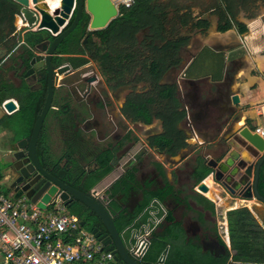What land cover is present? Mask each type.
Here are the masks:
<instances>
[{"label":"flooded vegetation","instance_id":"af4514ba","mask_svg":"<svg viewBox=\"0 0 264 264\" xmlns=\"http://www.w3.org/2000/svg\"><path fill=\"white\" fill-rule=\"evenodd\" d=\"M77 12L78 7L75 5L64 29L73 23ZM86 14L89 15L84 7L78 26L82 24ZM90 23L91 16L88 27L79 30L80 34L78 36L81 37L79 43L74 42L76 35L73 39H68L70 35L65 39L67 40L65 46L70 53L61 56L83 64L75 67L70 61H67L57 68L55 59L58 49L51 58V64L56 74L53 107L46 118L47 121L49 119L51 125L50 154L56 162L58 158L68 154L72 156L73 164L66 165L68 164V159H64L58 164L51 165L47 163V165H43L39 158L37 146V155L41 165L50 175L59 177L65 184L72 186L74 189L84 193H94V196L111 211L117 207L118 209L115 212L117 217L121 214L125 218L134 216L144 200L145 192H165L168 188H172L173 194L168 196L165 202H161L166 206L168 215H172L175 223H181L185 233L184 243L197 246L204 255H212L217 258L226 256L227 249L221 241L222 237L219 232V226H217L215 213L206 209L204 205L197 201V198L202 196L200 194H205L195 190V180L200 176L198 170L202 168L201 164L196 159H190V156L186 154V157L180 161L181 165L177 167L179 163L176 162L175 156H172L168 151H159L153 145L155 140L163 133V130L162 132L159 130L160 120L155 119L150 124H155V126L144 130L143 126H146V124L132 122L124 115V110L129 106V100L134 95H143L146 98L147 94L153 90L150 85V79L144 75L143 69V62L150 55L146 47H151L154 44L162 48L163 42L157 39L150 27L142 29L137 34V45L140 52L134 55V60L139 61L138 66L132 72L105 76L101 70L100 63L94 60L90 54V47L94 46L95 43H101L100 38L96 35H90V32H94L89 29ZM22 24L24 23L21 22ZM83 26H85L84 22ZM40 31L34 30V32ZM141 35L143 38L139 39ZM55 38L48 31L44 34L42 42L29 47L28 54L32 56L31 60H28L27 54L18 51V48L16 49L17 51L15 50L7 55L8 59L11 55L19 53L28 61L30 74L27 77L29 78L30 96L37 91L44 90L45 84L47 98L48 70L45 64L47 52L42 51V49L51 45ZM3 64L0 65L1 69L4 68H2ZM10 66L11 64L5 66V69H9ZM64 67H67V69L58 74V70ZM22 70L27 71V68L23 67ZM43 70H46V72L44 73ZM177 70L178 67H173L166 75L169 73L175 75ZM19 76H17L15 71L12 76H9L10 80L4 79V82L5 84L16 85L13 83L16 80L19 85ZM164 78L165 75L162 77L160 85H163ZM0 107H2V103H0ZM4 114L3 116L11 115ZM229 134L231 133L228 132L226 134L228 138ZM22 139H29V137ZM102 139H106V142L108 141L109 143L103 146L102 151L111 149L114 153L116 160L114 162V170L111 173L117 176L112 183L103 189L105 191L98 195V185L101 182L89 192L83 189V183L86 177L85 174L97 165V157L102 153L98 150L101 147L99 141ZM12 140L10 137L6 146L0 150L2 187L3 191L8 195L13 194V190L19 185L14 186L21 178V171L29 165V163L25 162L26 157L20 160L15 157L19 151L17 143L21 139L17 142ZM90 156H93L92 160L89 159ZM249 157H251L250 163H254V168L251 170V175L247 178L251 180L252 193L255 194V167L261 156L254 158L249 154ZM128 173L135 174L136 183L129 184L122 192L112 197L111 189ZM169 174L171 179L168 177ZM37 175L38 173H33L32 177L35 178ZM207 178L209 176L204 180ZM263 178L264 163L258 178V192L262 197L264 196L260 193L259 188L264 180ZM213 183L218 194L214 192L212 201L213 199L215 201L227 199L235 203L236 200L244 199L246 190L242 187L236 189L234 186H230V189H227L221 183H215L214 181ZM69 201H71L70 205L66 209H80L84 215H87V210L81 208L80 202L72 198ZM87 224L91 228H97L102 235H106V238H109L104 226H99L92 220L87 222ZM222 232H224V229L221 230Z\"/></svg>","mask_w":264,"mask_h":264},{"label":"trees","instance_id":"16d2710c","mask_svg":"<svg viewBox=\"0 0 264 264\" xmlns=\"http://www.w3.org/2000/svg\"><path fill=\"white\" fill-rule=\"evenodd\" d=\"M258 1L260 0H216L211 10L218 18V30L226 32L236 26L241 33L247 32L245 26L237 24V13L240 10H249L253 12V18L257 17ZM261 1L264 3V0ZM170 7H172L173 12L175 11L176 22H172L170 16L173 12L169 10ZM181 10L174 2L172 4V2L162 3L160 0H134V3L129 7L120 5L119 16L106 29L90 32L91 36L96 35L101 40V43H95L94 46L90 47V54L94 60L100 63L105 76L132 72L138 66L139 61L134 60V55L140 52L137 45V34L142 29L150 27L157 39L163 42L162 48L154 44L151 47H146L150 55L144 60L143 69L144 75L150 79L153 90L147 94L146 98L143 95H134L129 100V106L124 110V115L132 122H142L146 125L152 124L155 119L160 120L163 133L153 145L159 151H168L172 156H177L182 149L187 147V138L183 131L178 128L179 124L185 120L186 112L177 96L176 87L163 86L159 83L171 68L179 66L181 49L190 40V36L174 37L173 31L177 27V22L183 28L189 25L191 30L197 29L201 32L207 31L211 25L208 19L203 18H197L196 21L189 24V20L192 18L191 14L186 12L180 14L179 11ZM19 15H21V6L15 0H0V49L4 50L7 56L18 48V51L27 54L28 60H31L32 56L28 54L29 47L42 42L44 34L48 31L34 32L28 28L17 31L15 22ZM89 21L90 16L86 14L82 24L70 34L68 39H73L76 35L74 42L79 43L81 40V37L78 36L79 30L87 28ZM83 22L85 26H83ZM47 34L49 35V33ZM66 41L57 50L56 67H61L67 61H70L75 67L80 66L83 64L82 62L61 57L63 54L70 53L65 46ZM43 72L45 73L46 70ZM4 85H2L4 88L0 87V103L9 97L17 98L23 89L18 90ZM18 98L19 111L4 119L2 125L4 128L15 130L18 126L14 127V124H22V128L20 127L18 131H15L16 133L24 131L25 134L23 136L18 134V139H13V142H17L20 137L31 135L34 124L45 104L46 86L44 84V90L37 91L31 96L29 90H26V93ZM50 149V123L48 119L44 123L38 142L40 160L43 165H47V163L58 164L64 159H68L66 165L73 164V158L68 154L61 156L56 162L50 154ZM102 150L103 147L100 150L102 153L97 157V165L85 174L83 189L86 192L94 189L114 170L116 159L113 151L111 149ZM210 173L211 171L205 168L197 178L196 184L202 182ZM132 183H136L135 174H126L111 189L112 197ZM259 191L264 196V180L260 184ZM172 194V188H168L165 192H145L144 200L135 215L137 216L142 212L153 199L157 198L165 202L166 198ZM197 201L215 213V207L211 201L203 196L197 198ZM80 206L87 210V215H84L80 209L67 208V210L72 211L71 215H78L86 223L92 220L102 226L101 221L95 215L91 214L82 204ZM117 209L116 207L115 210L109 209V211L114 216L119 233H122L132 224L136 216L125 218L121 214L117 217L115 215ZM226 217L233 255L223 239L221 241L227 249V255L221 258L204 255L197 246L187 245L184 243L185 233L181 223H175L174 218L169 214L165 225L153 236L152 248L145 263L156 264L161 255L168 248L173 247V251L169 252L168 259L164 264H230V260L236 264H264V226L259 223L252 211L247 207H241L228 211Z\"/></svg>","mask_w":264,"mask_h":264},{"label":"water","instance_id":"95a60500","mask_svg":"<svg viewBox=\"0 0 264 264\" xmlns=\"http://www.w3.org/2000/svg\"><path fill=\"white\" fill-rule=\"evenodd\" d=\"M15 1L21 6V13L25 19V23L21 28L33 29L32 31L48 30L56 38L51 45L42 49V51L47 52L45 61L48 70L47 98L42 112L34 124L29 139H21L17 143L19 151L15 155L16 159L20 160L26 157L25 162L29 163V165L21 171V178L14 186L19 185L13 190L12 196L15 200L26 197L41 210H47L48 205H55L56 201H62L65 207H68L71 202L69 201L70 198L77 200L101 221L102 226H104L109 236V238H106V235H102L97 228L90 227L96 238L103 240L106 246L112 245L109 247V250L113 251L116 257L121 258L125 263L140 264L135 262L126 251L115 224L114 216L110 213L107 206L95 197L94 193L90 194L76 190L72 186L65 184L59 177L50 175L41 165L37 155L40 135L45 120L53 107L56 73L51 64L52 55L63 41L77 28L84 7L86 12L91 16L89 29L91 31H98L106 29L119 16L118 2L117 0H61L58 7L53 10L47 0ZM75 5L78 7L77 15L73 23L64 29ZM260 13V11H257V14ZM258 19L263 24L262 38L264 42V13ZM66 69L67 67L59 69L58 74H61ZM188 82L192 84L194 81ZM228 87L222 97V100L225 102L223 104L228 106V113H226L228 118L224 119L225 114H220L212 122L215 123L217 134H221L223 129H226V133L230 132L231 134H229V138L224 137L225 135L221 137L222 141L216 144L217 151L212 158L206 159L205 156H202V158L206 167L211 171L209 176L215 183H221L227 189H230V186H234L236 189L242 187L246 190L243 200H255V202L264 207V197L258 192L259 173L264 163V136L259 134L255 128L248 125L235 130L236 125L241 120V116L238 114L236 108L239 104V97L232 93L231 85ZM199 107L205 108L209 112L210 102L201 101ZM2 108L9 113L18 111V106L12 99L6 100ZM198 114L201 113L196 114L192 112L188 114L186 112V118L183 122L189 123L195 120V116H198ZM243 151L254 158L261 156V159L255 167V194L252 193L251 180L247 178L251 175L254 163H250L251 161L243 157ZM33 173H38V175L33 178ZM196 190L206 194L209 192V187L203 181L196 186ZM82 226L88 225L83 221Z\"/></svg>","mask_w":264,"mask_h":264},{"label":"crops","instance_id":"0c3cea01","mask_svg":"<svg viewBox=\"0 0 264 264\" xmlns=\"http://www.w3.org/2000/svg\"><path fill=\"white\" fill-rule=\"evenodd\" d=\"M53 5L51 7H54ZM257 5L260 6L261 13L255 18H253V12L249 10H240L237 13L236 22L238 25H243L247 28V32L245 33H241L236 26L226 32H220L218 30V18L213 14L212 21L209 20L211 24L209 29L205 32L199 31L182 47L180 52L181 62L177 73L175 75L171 73L165 74L163 86L176 87L178 98L185 112L188 114L192 112L196 114L201 113L195 116V120L189 123L182 121L178 126L179 130L183 131L187 138V147L175 156L176 162L179 163L177 167L181 165L180 161L188 154L190 159H196L201 164L202 168L198 170L200 173L205 168L209 169L206 167L202 156H205L206 159L212 158L217 151L216 144L222 141L221 137L224 135V137H227L226 134L228 133H226V129H223L221 134H217L215 123L212 121L220 114H225L224 119L228 118L226 114L228 113V106L223 104L225 102L222 100V97L226 93L227 88H229V85L232 86V93L239 97V104L236 108L238 114L241 116V120L236 125L235 130L245 125L256 130L259 128L261 130L262 128L264 129V42L262 38L263 24L258 19L264 13V6H261L264 3L260 0ZM16 55H11L8 59V56L5 57L0 65L12 60L9 67L11 71L10 76L16 71L17 76L21 73L19 77H27L30 74L28 71V61L20 54L15 58L14 56ZM23 67H26L27 71L22 70ZM188 81L194 82L190 84ZM201 101L210 102L209 112L205 108L199 107ZM19 108L20 105L18 104V111ZM4 113L11 114L10 116H12L16 112L8 113L4 110ZM10 116L2 115L1 118L4 120ZM154 126L155 124L144 125L143 127L145 130ZM18 129V127L15 128L17 131ZM15 130L4 128V133L11 134L12 139H18V134L21 136V131L16 133ZM159 130L160 132L163 130L162 122ZM22 138L24 137H20L19 140ZM107 143L106 139L99 141L101 147L98 150L100 151ZM243 157L249 161L251 160V157L245 151H243ZM89 159L92 160L93 156H90ZM116 176L111 173L103 179L98 187L104 182L105 185L100 187V190L98 189L99 193L105 191L103 189L112 183ZM168 177L171 179L170 174ZM196 181L197 179L195 180V185L197 186ZM203 181L209 187L210 191L208 194H211V196L207 194L200 195L212 202L211 199L214 192L218 194L216 186H214L213 179L210 176ZM213 201L215 203L218 202L215 199ZM223 223H227L228 226L227 217ZM227 239L228 242H224L231 253L229 234ZM0 264H4L3 261L0 260Z\"/></svg>","mask_w":264,"mask_h":264},{"label":"built area","instance_id":"2783aa9c","mask_svg":"<svg viewBox=\"0 0 264 264\" xmlns=\"http://www.w3.org/2000/svg\"><path fill=\"white\" fill-rule=\"evenodd\" d=\"M117 2L118 7H129L134 0ZM19 17L25 23L22 13ZM256 131L264 136L263 128ZM167 215L166 206L153 199L120 233L135 262L146 264L153 236L164 225ZM82 222L80 217L67 212L62 201L41 210L26 197L15 200L3 191L0 173V260L4 264H127L109 250L112 245L106 246ZM222 228L228 238V226L222 223ZM168 256L169 248L156 264H164Z\"/></svg>","mask_w":264,"mask_h":264},{"label":"rangeland","instance_id":"374dc122","mask_svg":"<svg viewBox=\"0 0 264 264\" xmlns=\"http://www.w3.org/2000/svg\"><path fill=\"white\" fill-rule=\"evenodd\" d=\"M162 3H168V2H173L178 5V7L180 9H182L180 12V14H183V13H189L191 14V19L189 20V24H191L192 22L196 21L197 18L201 19H208V20H211L212 21V16H213V12L211 10V7L214 5L215 1L216 0H160ZM50 4V3H49ZM261 6H264V5H261ZM260 8V6H258ZM169 10H171L173 12V9L172 7L169 8ZM260 10L258 9V12ZM175 11L171 14V18H172V22H176L177 21V18H176V15L174 14ZM16 26H17V31H23L24 28H21L22 25H21V19L20 17H16ZM26 29V28H25ZM33 30V29H32ZM31 30V31H32ZM168 30L169 27H168ZM173 33L175 34L174 37H180V36H190V38L194 37L197 33H199V31L197 29H194V30H191L190 29V26L188 25L187 27L183 28L179 25V23L177 22V27L175 28V30L173 31ZM169 35V34H168ZM144 36V34H143ZM143 36H139V39H142ZM149 51V50H148ZM18 56V55H17ZM17 56H14L15 58ZM6 56V52H4V50H1L0 49V61L4 60ZM12 60L11 61H7L5 64L2 65V68L0 67V82H4L5 80H10V74H11V71L9 69H5V66L11 64ZM21 74V73H20ZM5 79V80H4ZM18 82H20V84L18 85L16 80L15 83L16 85H11V84H5L4 86L7 87H13V88H16V89H22V92L20 91L19 93V96L18 97H21L23 96V93H26V90H29V78L27 77H24V78H21L19 77L18 79ZM2 83L0 85H2ZM3 87V86H2ZM25 87V89H24ZM4 88V87H3ZM17 97V99H15L16 97H9L8 99H12L14 101L17 102V100L19 99ZM6 99V100H8ZM5 100V101H6ZM2 103V105L4 104V102ZM19 103V101L17 102ZM4 114V111H3V108L0 107V118L1 116ZM3 121L2 119H0V150L3 149L8 140H9V137H11V134L9 133H4V126L3 125ZM20 125V124H19ZM18 124L17 125H13L14 127L18 126V128H22V124L19 126ZM25 134V132H21V136H23ZM103 185H105V182L102 183L98 189L100 190ZM209 196H211V194H207ZM214 207H215V217H216V220H217V226H219V232L221 234V237H223V240L224 241H227L228 242V239H227V236H226V232H222L221 233V230L223 229L222 228V223L225 221V218H226V213L228 211H230L231 209H237V208H241V207H247L249 208L252 213L254 214V216L256 217V219L259 221V223L264 226V207L259 205L257 202H255V200H249V201H246V200H236L235 203H233L234 201H229L227 199H222L221 201H218V202H214ZM74 210V209H73ZM67 212L69 214L72 213V211L70 210H67ZM78 216V215H76ZM79 217V216H78ZM227 225V223L225 224ZM86 229L87 230H90L91 228L89 226H86ZM225 230H226V227H225ZM173 251V247H170L169 249V252L171 253ZM232 254V252H231ZM230 264H236V263H233L231 262L230 260Z\"/></svg>","mask_w":264,"mask_h":264},{"label":"bare ground","instance_id":"6f19581e","mask_svg":"<svg viewBox=\"0 0 264 264\" xmlns=\"http://www.w3.org/2000/svg\"><path fill=\"white\" fill-rule=\"evenodd\" d=\"M48 1V3H50L51 5H53V4H55V5H53L54 6V8H57L58 7V5H59V2L61 1V0H58V2H56V0H47ZM58 3V4H57ZM49 4V5H50ZM51 5H50V7H51ZM53 7H51V9H52ZM54 8H53V10H54ZM19 103H17V105H18ZM245 154V153H244Z\"/></svg>","mask_w":264,"mask_h":264}]
</instances>
